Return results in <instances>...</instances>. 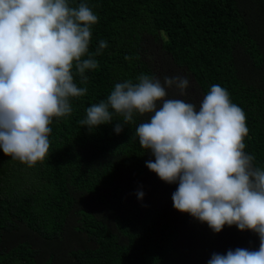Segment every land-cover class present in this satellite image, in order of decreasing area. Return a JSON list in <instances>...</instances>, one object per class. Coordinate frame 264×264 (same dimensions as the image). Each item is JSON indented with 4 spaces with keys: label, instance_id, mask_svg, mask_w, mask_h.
<instances>
[{
    "label": "trees",
    "instance_id": "obj_1",
    "mask_svg": "<svg viewBox=\"0 0 264 264\" xmlns=\"http://www.w3.org/2000/svg\"><path fill=\"white\" fill-rule=\"evenodd\" d=\"M80 3L99 17L89 45L98 68L86 84L73 70L88 91L53 118L43 162L29 167L0 149V264H208L213 253L258 250L256 233H214L173 207L178 184L146 167L154 157L135 136L147 115L120 134V116L92 131L79 121L116 83L168 76L158 50L203 95L215 84L229 92L246 115L245 151L264 168V0H69ZM101 40L108 46L96 55Z\"/></svg>",
    "mask_w": 264,
    "mask_h": 264
},
{
    "label": "clouds",
    "instance_id": "obj_2",
    "mask_svg": "<svg viewBox=\"0 0 264 264\" xmlns=\"http://www.w3.org/2000/svg\"><path fill=\"white\" fill-rule=\"evenodd\" d=\"M99 17L87 3L69 0H0V149L33 167L50 148L53 118L72 112L71 98L87 94L86 71L98 68L89 53L92 26ZM101 40L96 55L106 48ZM88 56L87 59L83 57ZM130 59V57H125ZM116 83L106 101L86 109L79 121L89 131L109 124L120 134L134 117L148 116L135 129L139 145L154 160L146 167L167 184H178L173 207L207 223L214 233L235 225L259 237L258 250L213 253L208 264H264V168L245 151L246 115L229 92L212 85L197 106L171 98L186 95V76L150 75ZM142 200L143 191L136 193Z\"/></svg>",
    "mask_w": 264,
    "mask_h": 264
},
{
    "label": "rangeland",
    "instance_id": "obj_3",
    "mask_svg": "<svg viewBox=\"0 0 264 264\" xmlns=\"http://www.w3.org/2000/svg\"><path fill=\"white\" fill-rule=\"evenodd\" d=\"M157 53H158V50L154 51L152 53V57L154 56L156 57V59L159 60L157 62L159 64V68L162 74L164 75L167 74L169 77L177 76V75L186 76L189 79V76L185 72L181 71V69L176 67L170 60L169 61L161 60V56ZM189 81H190V86L186 90V93H187L186 95L181 96L179 94V91L176 88H171V89H168L169 97L183 99L186 102L194 103L198 106L199 103L202 101L204 95L203 93H200V91H198L197 85H195L190 79ZM162 82H163V79H162Z\"/></svg>",
    "mask_w": 264,
    "mask_h": 264
}]
</instances>
